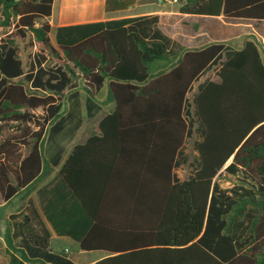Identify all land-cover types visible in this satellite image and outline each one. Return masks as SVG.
Wrapping results in <instances>:
<instances>
[{
	"label": "trees",
	"instance_id": "16d2710c",
	"mask_svg": "<svg viewBox=\"0 0 264 264\" xmlns=\"http://www.w3.org/2000/svg\"><path fill=\"white\" fill-rule=\"evenodd\" d=\"M53 4L0 0V26L12 27L0 40L2 198L27 195L52 173L60 158L47 159L45 142L75 131L74 81L83 78L89 110L104 86L116 105L59 169L60 180L90 221L82 248L107 246L91 235L109 229L103 224L113 213L109 206L148 207L142 225L110 227L132 229L134 236L115 241L116 255L96 264H264V46L247 40L240 49L225 42L187 48L160 28L156 13L61 25L55 45L48 21ZM177 8L264 20V0H179ZM26 42L38 49L24 58ZM214 67L215 77L190 102L192 83ZM65 99L71 108L64 113ZM190 107L188 124L183 114ZM193 134L196 155L185 152V138ZM124 146L147 149L159 189H79L80 158L96 155L92 164L104 166L100 159L112 161ZM230 159L224 170L237 182L225 187L218 177ZM174 164H187L193 172L172 183ZM52 206L59 207V201L47 208ZM22 225L25 249L19 251L8 239V264H27L29 246L49 245L27 214Z\"/></svg>",
	"mask_w": 264,
	"mask_h": 264
},
{
	"label": "crops",
	"instance_id": "0c3cea01",
	"mask_svg": "<svg viewBox=\"0 0 264 264\" xmlns=\"http://www.w3.org/2000/svg\"><path fill=\"white\" fill-rule=\"evenodd\" d=\"M69 2L70 8H64L62 11L59 8L56 22L54 17H56L57 13L56 5L58 0H54L52 14L48 17V21L52 25L51 32L54 31V41L52 40L51 32L50 37L55 45L56 27L61 25L156 13L159 15L160 28L187 48L195 49L212 42H225L234 49H240L247 40L257 41L261 48L264 46V34L258 33H256L258 34L257 39L246 37L242 46L238 48L229 42L234 37L239 36L230 37L229 32L233 29L230 27L229 19L243 18L202 15L203 17L199 16L191 19L194 15L201 14L181 13L177 8L178 2L172 0L163 2L155 0H69ZM165 17H167L166 20H164ZM186 18H190V20ZM178 19H182V24L173 28L172 23ZM258 22L260 23L258 28L264 30V20ZM262 57L264 60L263 53ZM217 69L218 67H214L206 71L198 80L192 83L191 89L187 93V98L190 102L198 92L199 87L215 77ZM81 79L83 80V78ZM83 84L84 93L81 89L75 88L78 91L79 115L77 123L74 127L72 126L75 131L72 134L69 132L64 133L51 143L50 140L45 142L47 159L55 162L57 157L60 158L52 173L42 179L27 195H25V192H21L10 201H5L0 194V221L5 222L4 229H0V248L5 253L3 256L0 255V264H8L9 262V255L6 251L8 239L14 243L18 250V245L20 247L23 245V214L29 216L31 225L36 232L47 237L49 242L48 247L43 250L30 246L31 249H28V255L31 261L27 264H69L67 261L71 264H96L103 258L116 255V252L111 250L115 241H127L134 236L132 229L125 230L123 228L122 230L114 231L110 227L123 226L132 228L146 222L144 217H146L148 207L131 202L113 204V206H109L113 213L103 222L109 229L91 235L93 236L91 237L93 241L108 243L107 246L89 249H84L81 246L83 233L87 231L88 228L86 227L90 221L85 218V212L77 198L72 195L69 188L60 180L59 169L70 156L75 146L85 144L90 134L98 131L100 120L111 113L116 105V101L108 98V87L104 86L100 91L102 92L105 88L103 97L98 99L97 96L100 92L95 95L93 105H91L89 110V95L84 80ZM183 117L189 124L193 117L191 107L190 112L184 113ZM86 121H91L92 124L86 127ZM81 132L83 136H80ZM192 137H195V141L197 140L196 134H193ZM192 137L185 138V152L196 155L195 149H191L189 145V139ZM195 141H193L192 145H195ZM118 152H120L119 155L112 157V161L110 158H101L100 161H104V166L99 165V163L92 164L94 161L92 158H97L96 155H90L88 159L86 157L80 158L79 189H159V184L153 177V175L158 177V172L149 168L148 160L150 154H147V149H134L133 147L124 146L121 150L118 148ZM230 161L231 159L221 169V174L230 176L224 170ZM192 172L193 168L187 164H174L171 174L172 183L177 180L187 179ZM161 189L163 188L161 187ZM52 201H59V207L52 206L47 208L49 202ZM10 204L15 206H9ZM3 209H5V212H3ZM16 237L20 239V242L16 240ZM16 253L20 254L18 251Z\"/></svg>",
	"mask_w": 264,
	"mask_h": 264
},
{
	"label": "rangeland",
	"instance_id": "374dc122",
	"mask_svg": "<svg viewBox=\"0 0 264 264\" xmlns=\"http://www.w3.org/2000/svg\"><path fill=\"white\" fill-rule=\"evenodd\" d=\"M162 1V0H160ZM163 1H167V0H163ZM162 1V2H163ZM174 1V0H172ZM175 2H179V0H176ZM62 11V9L64 8H70V2L69 0H58V3L56 5V9H57V13H56V17H53L55 18V21L57 22V17H58V10ZM54 14H55V10H54ZM193 15V14H192ZM203 17L202 15H194L191 19L195 18V17ZM205 17H211V16H205ZM0 19H1V16H0ZM167 17L164 18V20H166ZM187 20H190V18H186ZM59 20V19H58ZM181 20L182 19H178L177 21L173 22V28H175L177 25H181ZM229 22H230V27H232V31L229 32L230 34V37H233L234 35H239V36H236L233 38L232 41H229L230 43H232V45L236 48L242 46L243 42L245 41L246 37L249 38V37H254L255 39H257L258 37V34H264V30H260L258 28V25H260V23L258 21H254V20H247V19H229ZM12 27H4V26H0V40L2 39V37H4L6 34H8L10 31H11ZM171 33V32H170ZM258 33V34H256ZM54 31L51 32V37H52V40L54 39ZM54 41V40H53ZM38 49V46H33L31 47L28 42L26 43H23L22 44V51H21V54L23 55V57L25 58L27 53H29V51L31 53L37 51ZM51 64H54L55 61L54 60H51L50 61ZM215 76V75H214ZM211 77V76H210ZM75 84H76V87L81 89V91L84 93V84H83V80L81 78H76L75 79ZM75 87V88H76ZM72 90V88H69L67 92H70ZM105 90V88H104ZM100 92L98 94V99H101L103 97V92ZM64 106H63V112L65 113L68 109H69V104H68V101L67 99H65L64 101ZM92 124L91 121H86V127L90 126ZM80 136H83V133L81 132ZM61 137V134L57 135L56 138H60ZM190 140V147L191 149L194 148V145L193 144V141H195V137H192ZM218 180L221 182V184L225 187H230L232 186L233 184H235L237 182V180L231 176H227V175H223L221 174L219 177H218ZM9 206H12L14 207L15 205L14 204H10ZM3 212H5V209H3ZM4 224L5 222L4 221H0V229H4ZM16 240L18 242H20V239L16 237ZM30 247V246H29ZM18 248H19V251L20 250H24L25 248L24 247H20L18 245ZM31 249V248H30ZM5 253L3 251V249L0 248V255L3 256ZM2 261V260H1Z\"/></svg>",
	"mask_w": 264,
	"mask_h": 264
},
{
	"label": "built area",
	"instance_id": "2783aa9c",
	"mask_svg": "<svg viewBox=\"0 0 264 264\" xmlns=\"http://www.w3.org/2000/svg\"><path fill=\"white\" fill-rule=\"evenodd\" d=\"M174 1H176V0H174Z\"/></svg>",
	"mask_w": 264,
	"mask_h": 264
}]
</instances>
